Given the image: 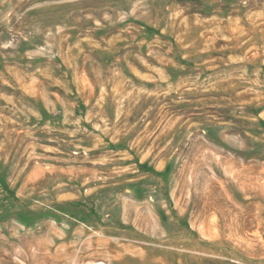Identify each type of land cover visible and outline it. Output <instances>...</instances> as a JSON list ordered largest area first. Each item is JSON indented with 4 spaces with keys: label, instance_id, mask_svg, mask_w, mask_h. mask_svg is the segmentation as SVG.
<instances>
[{
    "label": "rangeland",
    "instance_id": "obj_1",
    "mask_svg": "<svg viewBox=\"0 0 264 264\" xmlns=\"http://www.w3.org/2000/svg\"><path fill=\"white\" fill-rule=\"evenodd\" d=\"M0 264H264V0H0Z\"/></svg>",
    "mask_w": 264,
    "mask_h": 264
}]
</instances>
